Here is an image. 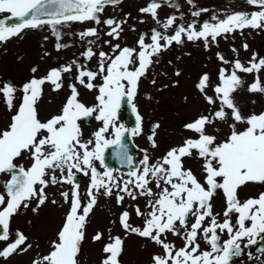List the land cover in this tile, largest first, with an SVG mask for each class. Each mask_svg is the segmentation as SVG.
Segmentation results:
<instances>
[{"label": "snow or ice", "instance_id": "obj_1", "mask_svg": "<svg viewBox=\"0 0 264 264\" xmlns=\"http://www.w3.org/2000/svg\"><path fill=\"white\" fill-rule=\"evenodd\" d=\"M122 0H0V13L10 14L9 20L16 21L10 26L5 19H0V43L10 38H23L24 30L47 28L56 39V50L67 47L60 43L63 29L73 23L93 22L103 24L111 39L105 41L110 45L111 55L101 50L98 53L97 69L91 70L87 64L73 59L70 63L50 69L46 76H33L17 89L11 83L0 86V101L14 114L5 130H0V174L10 178L0 181V242L10 238V220L21 208L31 207L33 213L48 202L49 186L69 185L70 191H60L59 195L67 205L62 227L56 238L50 242L49 252L38 256L32 264H79L78 254L85 238V225L90 212L97 203V195L110 197L114 194L117 206H121L126 197L132 201L145 198L147 211L136 205L137 217L143 218V226L135 227L130 223V212L120 213L119 226L126 234H135L162 249L161 254L151 257L152 264H231L234 258L245 254V249L257 247V255L247 253L252 264H264V192L257 197L244 201L239 199V191L249 183L264 184V112L245 116L235 104L231 94L243 87L244 81L237 74L259 73L264 69V58L257 59L253 54L245 66L239 59L225 60L217 53L223 64H231V72L221 67L219 83L212 87L210 77L203 74L195 85L210 107L205 109L193 121L186 123L185 130L195 134V138H186L182 145L171 147L162 157L155 161L144 152L138 165H134L129 154L127 137L142 134V117L138 113L134 99L138 83L149 67L154 63L153 57H159L173 43L182 45L186 37L189 42L203 41L205 50L225 34H233L244 29L264 30V0H245L249 6L258 11L232 12L220 19L216 14L204 21L197 30V19L207 9H196L194 0H186L192 20L184 23V13L180 11L177 0H150L139 9L141 14L150 15L157 28L151 30L150 43L145 34H141L135 47H121L119 40L122 25L127 22L112 18L101 19L107 6H116ZM167 5L174 8L179 15H169L164 21L158 17V9ZM174 33L168 35L176 21ZM143 23V21H140ZM135 31V29H133ZM87 42L88 47L80 55L90 61L97 53L93 49L99 40L98 28L91 27L76 33ZM96 38L87 39V38ZM48 37H44L47 39ZM226 38V37H225ZM163 42V43H162ZM242 47L247 50L245 43ZM237 52L235 48L232 49ZM44 55H48L45 53ZM34 74L37 68L31 69ZM74 78L68 84L70 95L67 96L59 114L41 121L36 108L41 98L43 86L50 84L52 91L58 92L64 87L63 75ZM179 77L181 73L175 72ZM100 80L101 83H95ZM156 83L155 80L152 81ZM78 86L97 93L96 103L86 106L78 100ZM212 87L214 95H208ZM248 90L252 93H264V84L257 76ZM17 92L22 97H17ZM19 98L17 105L14 103ZM124 101L133 116L135 127L127 129L117 123V114ZM230 110V113L229 111ZM94 118L100 127L91 133V138H83L78 121ZM218 122L226 124L230 133L218 142L214 133L220 132ZM242 125L243 127H238ZM159 124H154L151 135L147 137L153 149ZM127 134V136H126ZM112 149V155L121 164L133 169L123 179L114 175V170L105 166V152ZM185 157L202 161V181L191 169L184 167ZM26 160L30 166L17 164V160ZM99 162V171L95 162ZM78 174L88 178L89 183L82 199ZM154 184L156 191L153 190ZM222 192L225 207L221 214L213 213L211 200ZM56 204V200L51 201ZM171 234L183 242L177 248L168 242ZM226 240H221L223 235ZM103 239V233L96 232L93 242ZM110 242L102 247L104 258L101 264H118L124 240L120 236H111ZM203 240L207 250L201 249ZM27 237L17 231L15 238L0 250V258L7 259L18 250L27 252L30 244ZM246 241V242H245Z\"/></svg>", "mask_w": 264, "mask_h": 264}, {"label": "rangeland", "instance_id": "obj_2", "mask_svg": "<svg viewBox=\"0 0 264 264\" xmlns=\"http://www.w3.org/2000/svg\"><path fill=\"white\" fill-rule=\"evenodd\" d=\"M149 2L150 0H125L116 6H107L105 8L101 14L102 20L108 18L123 20L127 16V22L122 25L123 31L120 39L112 40V44L119 43L121 47L125 44H131L135 47L136 41L141 34H145L146 42L150 43L149 37L153 28H157L161 32L164 31V29L156 25L150 15L140 13L139 9L145 7ZM177 2L181 6L180 11L184 13V23L186 24L193 19L190 12L194 9L189 7L186 0H177ZM194 2L196 9L208 10L197 19V30H199V25L204 21H209L213 14H216L220 19H224L225 14L232 12L259 10L255 6H249L245 0H194ZM157 11L161 21H164L169 15H179L174 8H170L167 5L162 6ZM6 14L0 13V16ZM140 21H143V23ZM180 23L181 21L177 20L176 24L173 25L167 34H173L175 27ZM91 27L98 28L100 32L99 40H96L94 37L87 38L96 40L92 47L97 56H94L90 61H85L80 54L85 51L88 45L86 40L82 41L76 33ZM62 31L64 35L60 43L68 46L61 48L59 51L55 47L57 43L56 39L47 28L24 30L22 39L14 37L0 43V86L4 83L3 81L8 80L12 82L14 87L19 89L22 87V84L28 82L31 76H44L50 69L70 63L73 59L87 64L90 69L95 71L97 69L99 51L103 50L109 53V55L112 54L110 45L105 43V41L111 38L105 35L108 29L103 24L95 25L93 22H77ZM46 36L48 38L44 39ZM245 43L248 45L247 50L242 47ZM233 48L237 50L236 53L232 51ZM45 53H48V55H44ZM217 53L221 54L225 60L235 61L239 59L245 66H248V62L254 53L257 54V59L264 58V30L253 31L252 29H244L242 33L237 31L233 34L222 35L217 38V42L212 44L208 50H205L203 41L196 43V45H191L185 37L182 45L173 43L166 51H162L158 58L153 57L154 63L149 67L146 75L140 79L136 95L137 105L140 106L142 113L148 117V121L145 122V131H148L149 128L151 131L154 124L160 125L156 130L155 136L158 147L153 149L148 146L149 148H147L153 161L162 157L171 147L182 145L186 138H195V134L185 130L183 126L193 121L201 113H205V109L210 107L195 87L198 79L207 73L210 77V84L214 87L219 83L218 76L221 67L231 72V64L221 63L217 58ZM32 67L37 68L34 74L31 72ZM176 71L181 73L179 77L175 75ZM237 74L243 79L244 85L232 93L231 97L241 110V113L245 116H250L253 113L259 114L264 112V93H252L248 90L250 84L256 81L257 76H259L260 81L264 84V69H261L259 73L238 72ZM153 80L156 81L155 84L152 83ZM73 82L74 78L70 77L69 74H64V87L59 92H53L50 84L44 85L45 92L36 105L41 121H46L51 116L60 113L66 100L61 99V102H57L55 96L62 92L64 94L69 92L68 95H70L68 84ZM95 83H101V81L98 79ZM212 87L207 89L208 95H214ZM78 89V100L86 106L93 105L96 94L93 95L94 92L80 86H78ZM16 95L19 97L22 93L17 92ZM66 96L67 94L64 95V98ZM18 99L15 100L17 107L19 105ZM0 103L3 102L0 101ZM228 111L230 113V110ZM13 114L14 110L10 112L5 104H0V129L5 127V124L11 120L10 118ZM90 123V126L95 124L94 120H91ZM218 127L220 128V132L218 133H214L211 128L208 131L217 135L219 142L230 133V129L226 124L220 122H218ZM238 127L243 126L238 125ZM84 129L82 133L83 137H88L90 127L84 125ZM143 141L146 143L145 139ZM191 161L197 162L199 166L202 164V161L198 159L185 157L183 163L186 169H190L188 166L192 163ZM16 163L23 164L25 167L30 166L26 160L18 159ZM191 169L203 182L201 169H198L194 165ZM7 176L6 174H0V181H6ZM117 176L124 179L125 175ZM152 187L156 191L154 184ZM61 188V185L48 187L46 190L48 202L38 212L33 213L31 211V207L35 206V201H33L29 209L25 210L22 207L16 216L12 218L11 235L15 236L17 231L23 233L27 237L26 244H30L31 248L27 252L18 250L7 259L0 258V264H32L35 258L49 252L50 242L56 238L58 229L62 227L69 207V205L64 204L60 200L59 190ZM258 189H260V186L255 185L253 191L252 183H249L239 191V199L251 195L255 196L258 193ZM140 199L132 201L126 197L121 207H119L115 204V190L114 194L110 197L103 195L100 197L98 206L94 209L85 226L86 238L82 241L81 250L78 254L79 264H101L103 253L100 251V243L94 244L88 237L94 230H100L104 236L108 235L107 232L110 234L115 232V222H113L111 215H116L120 208L122 211L125 208L129 210L130 214H135L134 206L138 204L141 210L147 211L145 208L146 202ZM52 200H56L57 203L52 204ZM96 218L97 221H93ZM11 235L9 241L0 242V250L12 241ZM131 239L136 240L134 237H131ZM136 249L140 250L138 247ZM133 255L134 253H130L125 249L122 258L127 264H141L140 259L133 261Z\"/></svg>", "mask_w": 264, "mask_h": 264}, {"label": "flooded vegetation", "instance_id": "obj_3", "mask_svg": "<svg viewBox=\"0 0 264 264\" xmlns=\"http://www.w3.org/2000/svg\"><path fill=\"white\" fill-rule=\"evenodd\" d=\"M214 201H218V197H214ZM225 205L223 202H220V205L215 208L214 206H212V209H213V213L216 214V213H219L221 214L220 217H218L219 219H222V212H223V209H224ZM139 222V220H134V222ZM143 221V220H141ZM116 236H120L123 240H124V243H123V246L125 249H128L129 247H131L133 244L139 246V248L141 249L142 247H146L150 241L146 240L147 242H143L142 238H141V242L139 241H135L134 239H131V236L132 235H135V234H126L125 232L121 231V230H117L116 232ZM136 236V235H135ZM228 237L227 235H223L221 237V240H226ZM171 243H174L176 245L177 248L179 247H182L183 246V242L182 240L174 237L173 239L170 240ZM246 242V241H245ZM126 243L127 246H126ZM200 244H201V249L202 250H207V246L204 244L203 240L200 241ZM155 245V244H154ZM259 246H264V243H262L261 245ZM251 251L252 254L255 256L257 255V247H253L251 249H245V254L242 255L241 257H237V258H234L233 261L231 262V264H252V262H250L248 260V255L247 253Z\"/></svg>", "mask_w": 264, "mask_h": 264}, {"label": "water", "instance_id": "obj_4", "mask_svg": "<svg viewBox=\"0 0 264 264\" xmlns=\"http://www.w3.org/2000/svg\"><path fill=\"white\" fill-rule=\"evenodd\" d=\"M7 21V24L10 26L12 23H15L16 21H14V20H9V19H7L6 20ZM131 115L133 116V114L131 113ZM131 115H127L126 116V119L128 120L127 122H128V124H130V126L133 128V123H131L130 122V120H131ZM129 117V118H128ZM128 151H129V154L131 155V156H133V152H132V149H128ZM115 163H116V165H117V167L118 168H124V169H128V166H126V165H123V164H121L117 159L115 160Z\"/></svg>", "mask_w": 264, "mask_h": 264}, {"label": "bare ground", "instance_id": "obj_5", "mask_svg": "<svg viewBox=\"0 0 264 264\" xmlns=\"http://www.w3.org/2000/svg\"><path fill=\"white\" fill-rule=\"evenodd\" d=\"M129 250H134V246L129 247Z\"/></svg>", "mask_w": 264, "mask_h": 264}]
</instances>
